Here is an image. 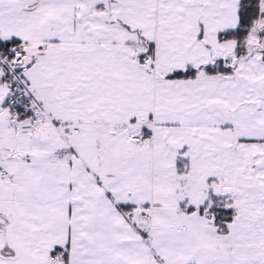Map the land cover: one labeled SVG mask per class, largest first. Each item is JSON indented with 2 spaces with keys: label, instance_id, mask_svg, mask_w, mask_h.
<instances>
[{
  "label": "snow or ice",
  "instance_id": "1",
  "mask_svg": "<svg viewBox=\"0 0 264 264\" xmlns=\"http://www.w3.org/2000/svg\"><path fill=\"white\" fill-rule=\"evenodd\" d=\"M0 264H264V0H0Z\"/></svg>",
  "mask_w": 264,
  "mask_h": 264
}]
</instances>
